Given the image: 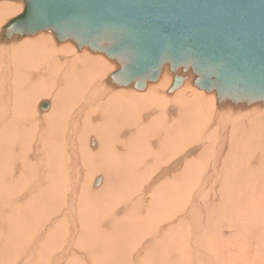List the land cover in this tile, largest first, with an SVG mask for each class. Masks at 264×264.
<instances>
[{"label": "bare ground", "instance_id": "bare-ground-1", "mask_svg": "<svg viewBox=\"0 0 264 264\" xmlns=\"http://www.w3.org/2000/svg\"><path fill=\"white\" fill-rule=\"evenodd\" d=\"M19 3L0 0V121L8 116L0 123V262L12 253L23 264H162L153 236L144 235L180 219L187 238L174 229L160 239L161 251L176 256L164 264H224L207 239L215 233L204 229L217 210L211 190L228 201L238 193L233 182L264 181V114L257 115L264 103L217 102L214 92L197 90L190 72L170 92L181 71L168 65L142 88L114 86L109 76L118 64L102 53L58 42L49 31L4 40ZM42 101L46 112L36 109ZM229 120L239 137L222 161L221 187L209 186ZM200 135L218 140L204 146L195 140ZM138 189L151 193L147 216L146 198H139L132 203L137 215L119 218L121 201ZM201 193L206 201L197 199ZM40 227L50 229L43 241ZM216 239L222 247L226 237ZM245 255L251 260L254 252Z\"/></svg>", "mask_w": 264, "mask_h": 264}, {"label": "water", "instance_id": "water-1", "mask_svg": "<svg viewBox=\"0 0 264 264\" xmlns=\"http://www.w3.org/2000/svg\"><path fill=\"white\" fill-rule=\"evenodd\" d=\"M13 1L22 10L4 26V40L49 31L102 53L118 64L114 86L142 88L168 65L182 74L170 92L190 72L217 102L264 103V0Z\"/></svg>", "mask_w": 264, "mask_h": 264}, {"label": "rangeland", "instance_id": "rangeland-1", "mask_svg": "<svg viewBox=\"0 0 264 264\" xmlns=\"http://www.w3.org/2000/svg\"><path fill=\"white\" fill-rule=\"evenodd\" d=\"M10 2H14V1L10 0ZM18 13H16V15ZM21 38L22 37L18 38L16 36L17 40H20ZM17 44L18 43H16V45ZM197 90L202 91L203 93H206L205 91L201 89L197 88ZM133 91L135 90L133 89ZM48 99L49 98L47 99L41 98V100H47L50 102V99L49 100ZM247 107H251V106H247ZM36 109L39 112H44V111L46 112V110H48L49 108L46 110L45 109L43 110V109H40L39 106H36ZM262 112L257 115L264 114V112L263 113ZM7 118L8 116L1 117L0 123H3L4 121H6ZM213 128H215V125L209 126V130H212ZM237 132L238 131H235L234 129H232L230 120H229L227 122V144L223 150V154L219 162L220 170H218V172L215 174L209 186L217 185V187L219 186L221 187V183L223 181V172L228 169V164L226 163V161H224V163L222 161L223 159L225 160L227 159L228 147L229 145H231L232 139L233 138L238 139L239 135L236 134ZM195 140H201L204 142V146H210L216 143V141L218 140V136L212 139V138L207 137L206 135H200ZM215 151H216V148L211 150L210 160L213 159ZM234 153L235 154L233 156V159H238L241 155L238 152H234ZM198 155L199 154L190 157L188 160H186L185 164L189 162L190 160L196 159ZM182 168H179L176 174H178L182 170ZM233 183L236 184V186L238 187V193L235 194L232 198L229 197L228 201L225 200L227 193L225 192L221 193L217 189L211 190V192L217 194V203H216L217 210L214 211L213 217L206 223L205 225L206 228L204 229L207 232L210 230L212 233H215V235L214 236L208 235L207 239L210 241L212 248L214 250L223 252L224 264H242L245 261H248L249 264H264V181L263 182H258V181L242 182V183L233 182ZM199 185H200V181L197 182L196 186L191 190V192L194 191ZM242 189H245V190L241 191ZM202 193L199 196H197V199L200 202L206 201L208 199V195L204 198H200ZM239 193H242L245 196V199H241L239 197ZM150 194L151 193H149V190L142 191L138 189L130 197L122 200L121 202H126V204L124 206V211L120 213L118 217L123 218L125 216H128L132 211H135L132 203H133V200L139 199V198H146V206L142 214L143 217H146L147 210L149 208L148 201L150 200ZM118 204L116 205L118 206ZM135 214L137 215L136 211H135ZM174 217L175 215H173L170 219L164 221L162 224L168 222ZM174 229H180L182 232L186 234V238H187L189 226L185 223H181L180 219H177L175 223L169 226H165L161 229L154 228L152 231L144 235V236H149V235L153 236V241L157 245V253L161 258L162 264H164L165 261H169L172 258H176L175 252L173 250L168 251V252H162L161 245H160V239L165 234H167L168 232ZM49 230L50 229H41L40 227L38 229H35V233L39 234L40 241H43V239L46 237ZM217 233L223 237L224 236L226 237L224 241H221L223 243L222 247H220L219 245L220 241H217L216 239ZM183 238L185 237H181V240ZM250 238H254L253 242H250ZM3 239H4V234H2V238H0V242L4 247L6 245V239L4 241ZM233 240L237 241L238 244H235V241ZM174 243L179 244L180 242L174 241ZM198 246L200 249L204 250L205 252L204 257H208L209 255L207 251L199 244ZM249 251L254 252V255L252 256L251 260H246L245 253L247 255H249V253L251 254V252ZM204 257H202L201 262L204 261ZM1 259L3 260V263L0 262V264H9V263L23 264L24 263V259H22V257L14 258L12 253H10L7 257L3 256ZM190 264H195V262L191 261Z\"/></svg>", "mask_w": 264, "mask_h": 264}]
</instances>
